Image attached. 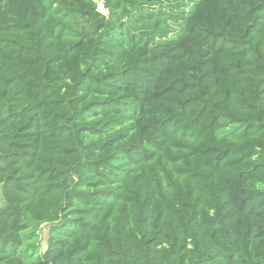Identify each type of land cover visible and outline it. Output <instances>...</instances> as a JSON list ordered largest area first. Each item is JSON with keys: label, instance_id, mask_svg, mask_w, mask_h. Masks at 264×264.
Returning <instances> with one entry per match:
<instances>
[{"label": "trees", "instance_id": "16d2710c", "mask_svg": "<svg viewBox=\"0 0 264 264\" xmlns=\"http://www.w3.org/2000/svg\"><path fill=\"white\" fill-rule=\"evenodd\" d=\"M28 252L264 264V0H0V264Z\"/></svg>", "mask_w": 264, "mask_h": 264}, {"label": "water", "instance_id": "95a60500", "mask_svg": "<svg viewBox=\"0 0 264 264\" xmlns=\"http://www.w3.org/2000/svg\"><path fill=\"white\" fill-rule=\"evenodd\" d=\"M50 230H51V227L48 226L43 231V238L41 241V251L43 253L47 252L50 246Z\"/></svg>", "mask_w": 264, "mask_h": 264}, {"label": "rangeland", "instance_id": "374dc122", "mask_svg": "<svg viewBox=\"0 0 264 264\" xmlns=\"http://www.w3.org/2000/svg\"><path fill=\"white\" fill-rule=\"evenodd\" d=\"M98 8H99L101 11H103L104 13H107V9L104 8L102 2H99V4H98ZM28 254H29V256H27L26 262H27L28 264H34V262H36V261L38 260V258H39L38 255L40 254V252L37 253V254H33V252H28Z\"/></svg>", "mask_w": 264, "mask_h": 264}]
</instances>
